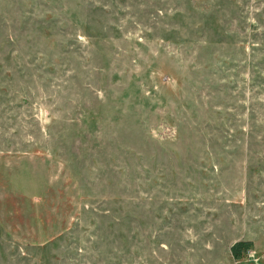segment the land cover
Masks as SVG:
<instances>
[{"label": "rangeland", "instance_id": "rangeland-1", "mask_svg": "<svg viewBox=\"0 0 264 264\" xmlns=\"http://www.w3.org/2000/svg\"><path fill=\"white\" fill-rule=\"evenodd\" d=\"M0 264H264V0H0Z\"/></svg>", "mask_w": 264, "mask_h": 264}, {"label": "trees", "instance_id": "trees-1", "mask_svg": "<svg viewBox=\"0 0 264 264\" xmlns=\"http://www.w3.org/2000/svg\"><path fill=\"white\" fill-rule=\"evenodd\" d=\"M249 240H237L229 246L230 254L233 260H238L241 254L249 248Z\"/></svg>", "mask_w": 264, "mask_h": 264}]
</instances>
